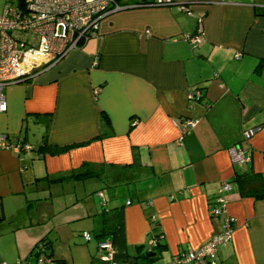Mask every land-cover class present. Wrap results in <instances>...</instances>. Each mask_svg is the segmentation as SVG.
Segmentation results:
<instances>
[{"label": "crops", "instance_id": "obj_1", "mask_svg": "<svg viewBox=\"0 0 264 264\" xmlns=\"http://www.w3.org/2000/svg\"><path fill=\"white\" fill-rule=\"evenodd\" d=\"M144 1L115 0L93 36L3 87L0 133L26 144L30 123L39 135L29 151L0 149V262L34 264L43 240L59 264H104L101 234L117 264H168L232 217L216 263L264 264V0ZM83 163L97 175L69 178ZM150 221L165 249L147 260Z\"/></svg>", "mask_w": 264, "mask_h": 264}, {"label": "built area", "instance_id": "obj_2", "mask_svg": "<svg viewBox=\"0 0 264 264\" xmlns=\"http://www.w3.org/2000/svg\"><path fill=\"white\" fill-rule=\"evenodd\" d=\"M168 0H153L151 4H169ZM119 5L115 0H20L5 2L0 11V112L5 111L2 89L17 81L26 80L33 75L36 68L48 65L61 59L68 51L81 45L96 31L98 20L106 13L116 10ZM184 9L183 7H179ZM188 14L190 12L186 11ZM200 22L191 35L184 39L192 46L199 42ZM189 98H197V92L188 94ZM195 120L177 121L184 127L192 126ZM256 128L243 131L248 138ZM0 148H12L17 151L18 145L10 143L6 134L0 133ZM24 148H27L25 145ZM233 163L247 160L242 153L230 149ZM230 188L228 181H223L221 191ZM224 210L221 197H216L210 206L209 214L217 215ZM233 218L227 217L221 231L214 234L206 242L195 249H188L173 256L168 264H215L216 246L230 239ZM84 240L89 233L82 232ZM156 240L151 237L148 246L153 247ZM98 260L104 264H117L114 261V249L109 239H100L97 244ZM34 250V264H58L53 258ZM0 264H6L0 262Z\"/></svg>", "mask_w": 264, "mask_h": 264}, {"label": "trees", "instance_id": "obj_3", "mask_svg": "<svg viewBox=\"0 0 264 264\" xmlns=\"http://www.w3.org/2000/svg\"><path fill=\"white\" fill-rule=\"evenodd\" d=\"M17 1H20V0H17ZM16 2V1H15ZM151 2H153V0H147V1H144V2H142L141 4H144V5H150L151 4ZM197 92V91H196ZM195 93V92H194ZM194 93H192V95L194 96ZM195 99V98H194ZM6 109V108H5ZM4 112V111H3ZM36 117V120L38 121V122H42V123H45L43 120H45L46 122L48 121V115L47 114H41V115H36L35 116ZM40 120V121H39ZM46 126H44V130H46V128L48 127V124H45ZM6 137H7V135H6ZM7 140L10 142V140L8 139V137H7ZM10 143H12V142H10ZM16 145H18V148H17V151H14L12 148H7V149H5V148H0V149H2V150H9V151H13V152H15V153H19V152H21V151H27V150H29V148H30V146L28 145V144H25L24 142H22V141H17L16 143H15ZM27 146V148H24V146ZM40 146H42L40 149L42 150V151H47L48 153H50V154H54V153H58V152H60V151H62L63 149H65L66 147H54V146H43V144L42 145H40ZM91 175H97L96 173H92V171L87 167V164L86 163H83L82 165H81V167H80V169L79 170H77V171H75V172H73V174L72 175H69L68 177L69 178H71V179H74V180H83V179H85V178H87V177H90ZM239 176L238 175H233L231 178H230V180H228V182L230 183V181H233V182H237V183H239V181H240V179L238 178ZM64 177H60L59 179H63ZM126 203H129V200H127L126 201ZM213 203V202H212ZM211 203V204H212ZM0 219H1V217H0ZM152 220V219H151ZM150 225H151V230H152V234H151V237H153L155 240H156V244H155V246H153V247H149L148 246V248H149V252H154V256L153 257H156V256H158L160 253H161V251L162 250H164L165 249V244L162 242V236H161V233L160 232H158V231H156V224L155 223H153V221H150ZM84 231H86V230H83V231H81L80 232V236L82 237V232H84ZM221 231V230H220ZM86 232H88L89 233V238L87 239V240H84L83 239V237H82V239L84 240V241H88L91 237H92V234L89 232V231H86ZM101 236V234H99V236H97V237H99V238H97V240H96V244H97V242L100 240V239H109V238H103V237H100ZM110 240V239H109ZM111 241V240H110ZM228 241V240H227ZM226 241V242H227ZM225 242V243H226ZM224 244V243H223ZM38 245L40 246V252H42V253H44V254H46L47 256H49V254L46 252V246H45V243H44V241L43 240H40V241H38L37 243H36V245L34 246V250H35V248L36 247H38ZM220 245V244H219ZM217 247V246H216ZM96 249H97V246H96ZM190 249V248H189ZM34 250H33V253H34ZM186 250H188V249H185V250H179L178 252H176L174 255H176V254H178V253H180V252H184V251H186ZM147 254V256H146V259L148 260V259H151V258H149V256H148V253H146ZM173 255V256H174ZM173 256L171 257V259H170V261L172 260V258H173ZM152 257V258H153ZM214 259H215V264H217L216 263V250H215V255H214ZM56 261V260H55ZM169 261V262H170ZM56 262H58V261H56ZM18 263V261H16L14 264H17ZM58 264H59V262H58ZM182 264H189V263H182Z\"/></svg>", "mask_w": 264, "mask_h": 264}, {"label": "rangeland", "instance_id": "obj_4", "mask_svg": "<svg viewBox=\"0 0 264 264\" xmlns=\"http://www.w3.org/2000/svg\"><path fill=\"white\" fill-rule=\"evenodd\" d=\"M5 2H15V0H0V11ZM23 135H26V144H28L29 146L31 145L33 148L35 144H33L32 142L39 135V132H37L36 126L28 123V126L26 127V129L22 130L21 132V136ZM4 224H6V222ZM4 224H2V226H4Z\"/></svg>", "mask_w": 264, "mask_h": 264}, {"label": "water", "instance_id": "obj_5", "mask_svg": "<svg viewBox=\"0 0 264 264\" xmlns=\"http://www.w3.org/2000/svg\"><path fill=\"white\" fill-rule=\"evenodd\" d=\"M148 256H149V257H153V256H154V252H149V253H148Z\"/></svg>", "mask_w": 264, "mask_h": 264}]
</instances>
